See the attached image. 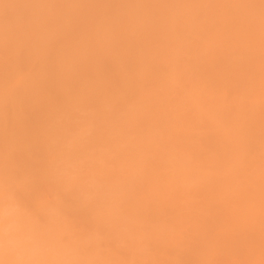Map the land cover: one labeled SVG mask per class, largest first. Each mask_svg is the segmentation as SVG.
<instances>
[{
  "label": "rangeland",
  "instance_id": "rangeland-1",
  "mask_svg": "<svg viewBox=\"0 0 264 264\" xmlns=\"http://www.w3.org/2000/svg\"><path fill=\"white\" fill-rule=\"evenodd\" d=\"M262 254L264 0H0V264Z\"/></svg>",
  "mask_w": 264,
  "mask_h": 264
},
{
  "label": "bare ground",
  "instance_id": "bare-ground-1",
  "mask_svg": "<svg viewBox=\"0 0 264 264\" xmlns=\"http://www.w3.org/2000/svg\"><path fill=\"white\" fill-rule=\"evenodd\" d=\"M225 9H226V7H224ZM223 8V9H224ZM33 101H35V99H32ZM31 100V101H32ZM43 101H45V100H43ZM42 101V103L44 104V103H46V101L45 102H43ZM50 100H49V98H48V101L47 102H49ZM52 101V100H51ZM54 102V101H53ZM39 103V104H38ZM50 103V102H49ZM37 104V105H36ZM41 105V103H40V101H38L37 103H35V104H33V106L34 107H32V108H34V109H36V108H38L39 106ZM253 114H254V112H253ZM250 116V115H249ZM254 116V115H253ZM256 116V115H255ZM17 127H18V130L20 129V130H24V128H23V126H20V125H16ZM242 126V125H241ZM251 127V126H250ZM22 128V129H21ZM249 129V128H248ZM250 132H251V130H250ZM253 132V131H252ZM171 133V132H170ZM255 133V132H254ZM259 133V132H258ZM242 134H244V133H242ZM247 134V133H246ZM253 134V133H252ZM248 135V134H247ZM257 135V134H256ZM253 137H255V136H253ZM258 139V138H257ZM214 142V141H213ZM26 147V146H25ZM31 147V146H30ZM29 148V147H28ZM25 149V148H24ZM33 149V148H32ZM50 149V148H49ZM260 149V148H259ZM259 149H257V150H259ZM28 150V149H27ZM29 151V150H28ZM28 151H26V149H25V153L27 152V153H29V152H31V150L28 152ZM261 151V150H260ZM45 152H46V150H45ZM259 152V151H258ZM26 153V154H27ZM33 152H31V154H32ZM30 154V155H31ZM28 155V154H27ZM36 154H34V156H35ZM29 156V155H28ZM46 156V155H45ZM30 157V156H29ZM31 158H33L32 156H31ZM223 158H224V156H223ZM220 159V158H219ZM220 162V161H219ZM225 162V161H224ZM226 162H227V160H226ZM211 163V162H210ZM221 163V162H220ZM161 165V164H160ZM226 165V164H225ZM222 166V165H221ZM227 166V165H226ZM224 167V166H223ZM185 171V170H184ZM170 172V171H169ZM168 172V173H169ZM185 172H187V171H185ZM174 173V172H173ZM178 173V172H177ZM182 173V172H181ZM184 173V172H183ZM170 175V174H169ZM175 175V174H174ZM228 176V175H227ZM166 178L168 179V177L166 176ZM170 179V178H169ZM257 180L259 179V178H256ZM256 179H254V182L255 181H257ZM164 180H166V179H164ZM260 180V179H259ZM168 181V180H167ZM226 181H227V179H226ZM228 182V181H227ZM230 183H233V182H230ZM247 183V182H246ZM249 183V182H248ZM256 184V183H255ZM255 184L253 183V185L255 186ZM248 185H250V184H248ZM257 185H258V183L256 184V187H257ZM229 186H232L231 184H229ZM224 188H226V187H224ZM230 188V187H229ZM252 189V188H251ZM225 190V189H224ZM224 190H221L220 192H222V191H224ZM254 190V189H253ZM211 192H213V191H211ZM219 192V193H220ZM235 192V191H234ZM210 193V192H209ZM216 193V192H215ZM214 193V194H215ZM218 193V192H217ZM253 193H255V192H253ZM207 194V193H206ZM205 194V195H206ZM224 194H226V193H224ZM228 194V193H227ZM220 195H222V193L220 194ZM212 197V196H211ZM219 197V196H218ZM214 198V197H213ZM225 198H226V195H225ZM220 201H222V200H220ZM216 202V201H215ZM226 202V201H225ZM219 204H222V202H218ZM224 203V202H223ZM227 203V202H226ZM211 207H212V204L210 205ZM211 207L209 208L210 210H211ZM212 210H215V207H213V209ZM258 248H256V250H257ZM261 249V248H260ZM258 251H256V253H257ZM261 252H262V250H261ZM232 254V253H231ZM248 254V253H247ZM259 255V254H258ZM262 255H264V254H262ZM230 256H233V255H230ZM256 256H257V254H256ZM260 257H262V256H260ZM259 257V258H260ZM227 258H228V256H227ZM230 258V257H229ZM262 259H264V258H262ZM234 261V260H233ZM235 261H236V259H235ZM234 261V262H235ZM238 262V261H237ZM237 262H235L234 264H236ZM243 264H245L244 262H242ZM232 264V263H231ZM237 264H239V263H237Z\"/></svg>",
  "mask_w": 264,
  "mask_h": 264
}]
</instances>
